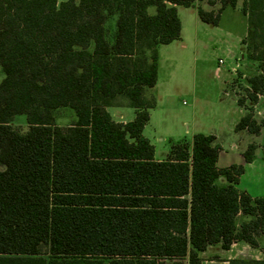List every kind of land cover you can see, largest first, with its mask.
I'll return each instance as SVG.
<instances>
[{
	"label": "trees",
	"instance_id": "obj_1",
	"mask_svg": "<svg viewBox=\"0 0 264 264\" xmlns=\"http://www.w3.org/2000/svg\"><path fill=\"white\" fill-rule=\"evenodd\" d=\"M219 1L217 10L196 5L201 21L218 25L238 2ZM194 2L0 0V264H202L209 245L258 246L264 195L238 189L242 164L217 166L215 135L176 141L157 160L142 132L156 104L148 92L158 46L180 38L176 6ZM241 13V43L257 61L247 78L255 103L264 90V0H242ZM108 106L132 107L135 116L114 121ZM60 108L73 111V122L56 123ZM246 109L235 130L258 135ZM19 114L25 131L11 124ZM257 147L246 146L245 162ZM239 214L250 218L237 224Z\"/></svg>",
	"mask_w": 264,
	"mask_h": 264
},
{
	"label": "rangeland",
	"instance_id": "obj_2",
	"mask_svg": "<svg viewBox=\"0 0 264 264\" xmlns=\"http://www.w3.org/2000/svg\"><path fill=\"white\" fill-rule=\"evenodd\" d=\"M241 4L242 0H238L235 8L222 10L218 26L201 21L195 7L178 6L180 12H186L185 16L181 14L184 20L182 38L169 46H162L159 84L157 88L152 87L148 95H157L160 105L164 108L161 120L159 123L154 120V124L161 130L168 126H171L174 132L186 130L188 135L194 130L201 133L226 130L240 114L237 105L241 99L242 113L247 111L246 108L252 107V113L261 124L263 134L256 136L240 132V135L228 139L230 143L236 141L239 146L227 153L232 157L243 152L249 143L255 142L263 159L264 90L257 96L255 103L247 97V78L256 74L258 69L257 61L248 56L245 45L241 43L247 28V19L241 13ZM219 6L220 1L213 10H217ZM148 12L153 13L154 7H149ZM113 23L114 18L106 23L108 37L112 34ZM219 58H222L224 63L220 74L217 75L215 67ZM2 77L0 70V79ZM130 111L132 109L129 107H109V112L115 119H119L120 113L125 117L129 113L130 116ZM74 118L71 109L60 108L55 111V120L59 125H68ZM11 124L21 131L27 129L23 114L15 115ZM161 130L154 134L149 126L145 131V136L155 145L158 157L169 149V137ZM225 137L229 138L228 135ZM228 145L226 143L227 147ZM240 179V188L248 186L253 192H264L263 181L260 184L251 183L249 173ZM244 217L239 214L236 218L237 224L243 221ZM260 240L262 242V239ZM242 245L245 247L235 244L229 251H223L220 244L209 245L202 254V264H227L228 257L260 256L261 248L252 250L245 244Z\"/></svg>",
	"mask_w": 264,
	"mask_h": 264
},
{
	"label": "crops",
	"instance_id": "obj_3",
	"mask_svg": "<svg viewBox=\"0 0 264 264\" xmlns=\"http://www.w3.org/2000/svg\"><path fill=\"white\" fill-rule=\"evenodd\" d=\"M213 1H214V4H209L207 2V0H201V1L195 0V2H194L195 5L194 6H189V7H195L196 8V5L197 4H200L203 9H205V10H211V9H213L214 6H216V4H217V2L219 0H213ZM178 6H181V5H177L176 6L177 14H178V17H179L180 22H181L180 38L177 39V40H173L172 42H170L168 44H160L158 46V54H159V58H158V73H157V81H156V84L154 85V88H157V86L159 84V75H160V71H161V48H162V46H169L173 42L181 40L182 35H183L184 20H183V17H182L181 14H183L185 16V13L186 12L185 11H181L180 12V9H179ZM229 7L230 8H235V7H231V6H226L223 9V11L226 8H229ZM185 8H188V7H185ZM218 25H219V23H218ZM218 25H214V26H218ZM246 30H247V28H246ZM245 34H246V31H245ZM154 96H155V99H156V104H155V106L152 109H150V112H149V120L145 124V126L143 128V131H142L144 136H145V131H146V129L149 126L153 129L154 134H157V132H160V130H161L158 127V125H155L154 124V120H156V122L159 123V121L161 120V116H163L162 113L164 112V108L162 107V105H160V102L158 100L157 95L154 94ZM237 106L239 108L240 114L238 115V118H236V119L233 120V123H232V125L230 127H228L226 130H222V131L210 130L209 132H204V134H213V135H215L216 140L218 141V143L221 146V149H220L219 154H218V159H217V166L218 167H227V166H229L231 164H242L244 166V173L241 175L242 177L249 173L250 179L252 181L251 183H253V184H260L262 181L264 183V158L262 159L261 156L259 155V153H258V147L256 149V157L251 162H245L244 161L243 156H242V152H240L239 154H234V155H232V157H229V154L227 153L229 150H233V149H235V148H237L239 146V143H237L236 141H232L230 143V140H228V139L233 138L234 136L240 135V132H246V133H248L246 130H239V131H236L235 130L236 123L238 122L239 118L243 115L242 108L240 107V105H237ZM109 107H126V106H108L106 108L108 112H109ZM129 108L132 109V111H130L131 112L130 113V116H129V113H128V116H126V117L123 116L120 113L119 119H115V118H113L112 114H110V115H111L112 119L114 121H117V122H127V121H130V120H132L134 118L136 110L134 108H132V107H129ZM161 131H164L165 135H168V137H169V148H170V145L172 143H174L176 141H179V140H182V139H185L191 145L192 135L195 134V133H197L198 130L192 131V133L190 134L191 136L188 135V133H187L186 130H184L183 132L182 131H176V132H174L172 130V127L171 126H168V127L164 128V129H162ZM262 134L263 133L260 130V135H262ZM227 135H228L229 138H226L225 137ZM258 136H259V134H258ZM149 141L151 142V144H153L150 139H149ZM226 143L229 144L228 147L226 146ZM252 143H255V142H252ZM255 144H257V143H255ZM153 146H154V158L155 159L162 160V159L166 158V156H167V154L169 152V149H168L167 152H163L161 157H158V156H156L155 145L153 144ZM241 176H240V178H241ZM240 178L238 180L239 182L236 184V186L238 187V189L246 191L251 197H258V196H263L264 195V192L263 193L253 192V190L250 189L248 186L247 187L240 188L239 187V183L241 182V179ZM218 183L225 184L226 183L225 178L222 177V176H220L218 178ZM244 216L245 217H244L243 221L244 220H248L250 218L247 215H244ZM260 239H262V242H261ZM235 244H238V245L241 244L242 247H245L244 245H242V244H245L246 246H248L252 250H258L259 248H261L259 250L260 256L259 257H255V259H264V252L262 251V248L264 246V235L259 238V242H258V246L257 247H251L250 245H248L245 242L238 241V242H233L231 244L230 248L227 249V250H224L222 248L221 249L223 251H229V250H231V247L233 245H235ZM203 252L201 253V256H202ZM231 258H236V257H231ZM228 259H230V258L228 257Z\"/></svg>",
	"mask_w": 264,
	"mask_h": 264
},
{
	"label": "built area",
	"instance_id": "obj_4",
	"mask_svg": "<svg viewBox=\"0 0 264 264\" xmlns=\"http://www.w3.org/2000/svg\"><path fill=\"white\" fill-rule=\"evenodd\" d=\"M223 63H224V60L222 58H219L218 59V65L215 67V72H216L217 75L220 74L221 69H222L221 66H222Z\"/></svg>",
	"mask_w": 264,
	"mask_h": 264
}]
</instances>
